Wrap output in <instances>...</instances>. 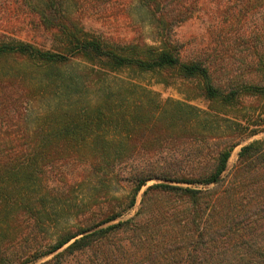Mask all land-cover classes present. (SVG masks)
<instances>
[{
	"label": "rangeland",
	"instance_id": "1",
	"mask_svg": "<svg viewBox=\"0 0 264 264\" xmlns=\"http://www.w3.org/2000/svg\"><path fill=\"white\" fill-rule=\"evenodd\" d=\"M61 1L65 13L82 28L81 38L106 41L121 54L141 55L146 46H158L144 20L142 0ZM215 1L203 0L198 11L175 27L173 34L181 45L182 60L201 57L213 63L210 75L219 94L211 99L205 96L200 80L182 78L173 68L111 70L80 56L55 65L15 54L0 57V148L17 143L24 148L37 131H54L67 117L84 118L86 124V146L71 158L76 165L62 166L61 160L54 159L43 167L42 180L36 181L41 187L36 182L29 186L42 204L39 224L26 221L24 210L12 202L17 196H10L7 208H0V247L18 252L37 244L47 248L60 233L76 229L90 207L114 196L122 198L121 205H125L128 186L110 175L96 177L85 168V159L94 145L104 142L111 149L126 145L123 134L132 126L151 125L149 139H155L161 149L158 155L140 154L142 158L185 161L201 156L211 162L226 143L238 140L221 175L224 185H230L241 146L264 139V29L260 27L261 10L246 26L231 24L229 12L226 14L229 10ZM34 3L0 0V33L68 55L63 46L67 44L56 30L32 22L37 12ZM230 91L234 94L228 100ZM57 144L60 141L51 140L45 147ZM131 155L138 157L137 153ZM155 182H147L134 206L120 219L134 215L142 190ZM130 237L119 233L109 243L118 254L124 249L136 252L140 248Z\"/></svg>",
	"mask_w": 264,
	"mask_h": 264
},
{
	"label": "trees",
	"instance_id": "2",
	"mask_svg": "<svg viewBox=\"0 0 264 264\" xmlns=\"http://www.w3.org/2000/svg\"><path fill=\"white\" fill-rule=\"evenodd\" d=\"M202 1L142 0L144 20L154 32L158 46H146L145 52L138 55L118 53L110 43L100 39L81 38L82 28L65 13L61 0H35L37 12L32 22L56 30L67 44L68 47L63 46L69 54L1 32L0 57L15 54L55 65L68 62L70 56H80L111 70L173 68L182 78L200 80L205 96L211 99L219 94L210 75L213 63H206L201 57L182 60L181 45L173 38L175 27L191 18ZM215 3L229 10L226 14L229 12L231 24L246 26V21L261 10L260 27L264 29V0ZM233 94L230 91L226 99ZM63 120L64 124L54 131L45 134L37 131L24 148L19 143L0 148V208L10 205V196H17L12 202L20 205L26 221L34 225L40 222L42 204L29 186L42 180L43 167L54 159L61 160L62 166H75L76 160H71L73 153L86 146L85 119ZM151 130L147 123L132 126L123 134L126 145L111 149L102 141L86 156L85 168L96 177L101 174L103 179L110 175L128 186L125 205H121L122 198L114 196L90 207L76 229L60 233L47 248L37 244L18 252L0 247V264H34L47 256L50 258L38 264H264V139L241 146L232 181L225 186V177L221 175L238 140L226 143L211 162L201 156L185 161L142 158L140 154H160L158 143L149 139L153 135ZM51 140L60 144L51 149L45 147ZM131 153H137L138 157ZM150 180L156 182L142 190L134 215L120 219L134 206L136 196ZM36 183L41 187L39 181ZM119 233L131 234V243L140 249L136 252L120 249L122 252L118 254L109 239Z\"/></svg>",
	"mask_w": 264,
	"mask_h": 264
}]
</instances>
